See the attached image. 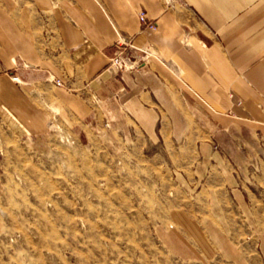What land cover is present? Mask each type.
<instances>
[{
  "label": "crops",
  "instance_id": "0c3cea01",
  "mask_svg": "<svg viewBox=\"0 0 264 264\" xmlns=\"http://www.w3.org/2000/svg\"><path fill=\"white\" fill-rule=\"evenodd\" d=\"M118 41L150 52L132 50L145 63L120 78L109 68ZM111 97L156 142L198 122L203 150L264 193V0H0V138L11 117L41 137L55 113L86 121L95 98ZM260 208L249 213L264 225V198ZM232 215L228 228H240ZM259 239L231 244L222 264H264Z\"/></svg>",
  "mask_w": 264,
  "mask_h": 264
},
{
  "label": "rangeland",
  "instance_id": "374dc122",
  "mask_svg": "<svg viewBox=\"0 0 264 264\" xmlns=\"http://www.w3.org/2000/svg\"><path fill=\"white\" fill-rule=\"evenodd\" d=\"M105 102L86 121L55 113L41 137L3 125L0 264H222L231 244L258 246L263 190L203 150L198 122L156 142Z\"/></svg>",
  "mask_w": 264,
  "mask_h": 264
},
{
  "label": "built area",
  "instance_id": "2783aa9c",
  "mask_svg": "<svg viewBox=\"0 0 264 264\" xmlns=\"http://www.w3.org/2000/svg\"><path fill=\"white\" fill-rule=\"evenodd\" d=\"M138 16L144 26L152 29L157 28L156 22L149 19L144 10H140ZM116 48V53L110 60L109 68L117 73L129 70L135 66L134 64H136L137 60L132 50L142 51L146 56L150 55L147 48H137L133 44L125 41H118ZM14 79L18 80V77H14ZM56 84L63 85L64 83L61 80H56Z\"/></svg>",
  "mask_w": 264,
  "mask_h": 264
}]
</instances>
